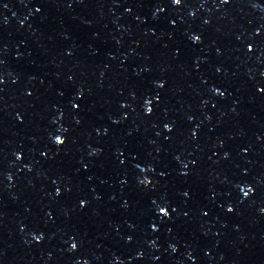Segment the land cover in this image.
Segmentation results:
<instances>
[{
  "label": "clouds",
  "instance_id": "1",
  "mask_svg": "<svg viewBox=\"0 0 264 264\" xmlns=\"http://www.w3.org/2000/svg\"><path fill=\"white\" fill-rule=\"evenodd\" d=\"M176 3L178 4L179 3V0H176Z\"/></svg>",
  "mask_w": 264,
  "mask_h": 264
}]
</instances>
